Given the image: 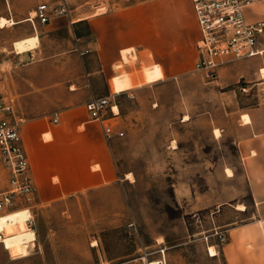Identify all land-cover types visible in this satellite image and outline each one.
Segmentation results:
<instances>
[{
    "label": "rangeland",
    "instance_id": "obj_1",
    "mask_svg": "<svg viewBox=\"0 0 264 264\" xmlns=\"http://www.w3.org/2000/svg\"><path fill=\"white\" fill-rule=\"evenodd\" d=\"M48 1L0 0V18L13 21L0 26V89L25 117V130L33 124L44 128L43 141L50 140L48 130L62 122L58 128L63 134L54 149L64 160L68 153L89 159V169L96 176L53 202L39 203L36 198L30 211L2 213H9L6 222L13 226L22 223L28 227L24 220L30 219L36 241L27 258L20 257L13 237L7 239L12 257L0 243V264H116L127 260L143 264L140 258L145 252L149 254L147 264H160L153 261L159 259L165 264H225L222 254L211 258L204 239L219 224L217 213L192 210L191 194L205 190L206 176L215 174L217 168H240L235 144L213 126V113L223 123L227 117L224 109L234 101L222 96L219 82H208L197 69L198 54L179 78L148 84L139 79L150 67L142 62L130 72L139 79L135 85L140 88L118 95L111 89L112 104L119 112L114 114L109 108L107 123L124 135L105 138L99 121L84 107L91 97L108 94L102 77L90 76L89 81L86 76V70L97 66L96 58L83 60L73 35L38 22L35 9ZM138 1L142 0H67L76 14L73 19ZM252 7L250 17L257 11L264 21V0ZM75 31L94 41L87 24ZM130 51L136 50L122 54L124 61L133 65L137 57ZM146 54L149 51L143 52ZM122 74H113L111 81ZM245 85L239 81L229 88ZM73 106L77 107L66 111ZM69 112L75 113L68 120ZM89 123L101 129L97 142L103 151L98 158L107 157L113 179L101 172L96 149L90 148L83 133ZM24 134L27 138V131ZM5 175L0 166V186ZM60 179L59 173L50 177L52 183Z\"/></svg>",
    "mask_w": 264,
    "mask_h": 264
},
{
    "label": "crops",
    "instance_id": "obj_2",
    "mask_svg": "<svg viewBox=\"0 0 264 264\" xmlns=\"http://www.w3.org/2000/svg\"><path fill=\"white\" fill-rule=\"evenodd\" d=\"M249 10L254 9L251 7L245 12V17L250 21L263 19V15L257 11L254 17H250ZM72 11L74 9H71L70 18L52 17L48 25H52L53 30H65L70 37L73 35L83 60H89L90 56L96 58L97 66L86 70V76L89 81L90 76L102 77L105 93L111 94L113 89L118 95L122 91L138 89L141 85L136 86L135 83L139 79L148 84L166 78H179L187 65L197 57L200 33L193 0H142L118 10L75 19L76 14H72ZM84 24L94 35V41L88 34L76 33L75 28ZM132 48L136 50L133 55L137 57V62L130 65L124 61L122 52ZM145 51H149V55L143 56ZM142 62L150 67L138 79L130 72L139 68ZM117 73L122 75L113 77L111 81V76ZM216 81L222 86V96L234 103L231 107H225L223 113L227 117L223 123L217 120L216 112L213 113V126L220 129L221 137H229L235 144L240 168H217L215 174L206 176L207 188L191 194V209H210V212L217 213V227L226 229L229 234L227 242L223 244L216 245L214 241L207 244L216 253H209L207 248L211 258L222 254L225 264H264V55L223 65L218 70ZM239 81L246 85L238 86L239 90L229 88ZM76 107H69L66 111ZM113 110L119 112L117 105ZM74 113L69 112L68 120ZM26 124L25 120L22 131L32 175L38 185L39 203L53 202L65 191H71L95 178L96 173L88 166L89 159L80 160L79 155L73 158L68 153L64 160L63 155L54 149V143L60 141L63 134L58 128L62 122L48 130L51 139L46 142L42 139L45 130L40 124H33L25 130ZM24 130L27 131V138ZM83 133L87 135L90 148L96 149L101 172H107L106 175L113 179L115 174L107 157L98 158L103 151L97 142L101 129L95 123H89ZM227 168L231 174L227 173ZM53 173L60 174V182L50 181ZM80 173L83 174L81 177ZM213 181H216L215 184ZM9 218L8 214L0 217V243L11 257L7 239L22 230L9 225L6 222ZM7 227L16 228L15 232L8 234L5 232ZM30 230L36 236L35 231ZM116 264L136 263L127 260Z\"/></svg>",
    "mask_w": 264,
    "mask_h": 264
},
{
    "label": "built area",
    "instance_id": "obj_3",
    "mask_svg": "<svg viewBox=\"0 0 264 264\" xmlns=\"http://www.w3.org/2000/svg\"><path fill=\"white\" fill-rule=\"evenodd\" d=\"M260 1L193 0L200 33L197 69L203 72L208 82L217 79L219 68L225 64L264 55V21H250L245 17L246 10ZM70 14L67 0L41 2L35 9V18L42 24H48L54 15L70 18ZM112 101L113 95L107 94L91 97L85 103L86 112L99 121L107 139L124 135V131L116 132L107 123L108 109L116 114ZM24 122L25 117L17 113L13 99L0 89V166L6 171V181L0 186V215L17 209L30 210L37 198L38 185L32 175L23 137ZM228 238L227 230L218 227L204 235L207 244L214 241V244L220 245ZM207 248L210 253V248ZM160 252L163 253V250ZM144 254L140 259L147 264L149 254ZM153 261L165 264L162 259Z\"/></svg>",
    "mask_w": 264,
    "mask_h": 264
},
{
    "label": "bare ground",
    "instance_id": "obj_4",
    "mask_svg": "<svg viewBox=\"0 0 264 264\" xmlns=\"http://www.w3.org/2000/svg\"><path fill=\"white\" fill-rule=\"evenodd\" d=\"M12 23H13L12 20L6 19L4 17L0 18V26L1 27H5L7 24L11 25ZM228 172L231 174V170H228ZM239 207L244 208L243 205H240ZM19 210H23V209H17V210L11 211L9 213L17 212ZM24 210L30 211L28 209H24ZM9 213H6V214H9ZM6 214H3V215H6ZM3 215H0V217L3 216ZM24 221L27 222L26 225L28 227H26V226L22 225V223H20V224H18L17 229H22V230L31 229V226H29L30 225V219H25ZM0 229H1V227H0ZM15 229H13L12 227H7L5 229V232H7V230H11V232L14 233ZM9 234H11V233H9ZM13 239L17 241V247H18V250L20 251V254L22 255V257L23 258H27L30 255V253H29L30 245L33 246L35 244V243L33 244V241H35L34 233L31 230L18 232V234H16L13 237ZM10 251H11V249H10ZM210 252L212 254H216L214 248H212V247L210 248ZM10 254H11V257H12V252Z\"/></svg>",
    "mask_w": 264,
    "mask_h": 264
}]
</instances>
